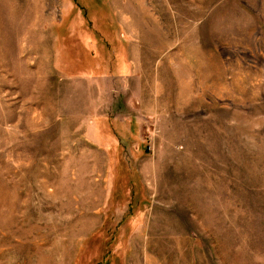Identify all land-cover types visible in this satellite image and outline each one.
Returning a JSON list of instances; mask_svg holds the SVG:
<instances>
[{"label":"rangeland","instance_id":"obj_1","mask_svg":"<svg viewBox=\"0 0 264 264\" xmlns=\"http://www.w3.org/2000/svg\"><path fill=\"white\" fill-rule=\"evenodd\" d=\"M0 264H264V0H0Z\"/></svg>","mask_w":264,"mask_h":264}]
</instances>
